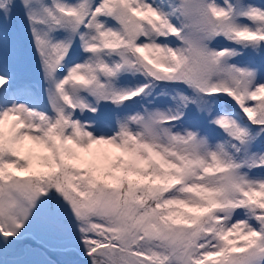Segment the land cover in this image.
I'll return each mask as SVG.
<instances>
[{"label": "snow or ice", "instance_id": "1", "mask_svg": "<svg viewBox=\"0 0 264 264\" xmlns=\"http://www.w3.org/2000/svg\"><path fill=\"white\" fill-rule=\"evenodd\" d=\"M0 264H264V0H0Z\"/></svg>", "mask_w": 264, "mask_h": 264}, {"label": "trees", "instance_id": "2", "mask_svg": "<svg viewBox=\"0 0 264 264\" xmlns=\"http://www.w3.org/2000/svg\"><path fill=\"white\" fill-rule=\"evenodd\" d=\"M19 39L21 41V52H20L19 60L22 64L24 73H29L30 75H32L34 78L37 79L38 73L36 71V66H37L36 57L30 48L29 38L25 30L20 31ZM22 76L27 77L25 75ZM229 107H231V105Z\"/></svg>", "mask_w": 264, "mask_h": 264}, {"label": "rangeland", "instance_id": "3", "mask_svg": "<svg viewBox=\"0 0 264 264\" xmlns=\"http://www.w3.org/2000/svg\"><path fill=\"white\" fill-rule=\"evenodd\" d=\"M18 67H19V71H20V74L21 75H25L28 78H31V79H34V80L36 79L32 75H30L29 73H24V70H23V67H22V64H21L20 60L18 62ZM36 71L38 73L37 66H36ZM105 114H106V116L110 117V115H111L110 110H106V113Z\"/></svg>", "mask_w": 264, "mask_h": 264}]
</instances>
